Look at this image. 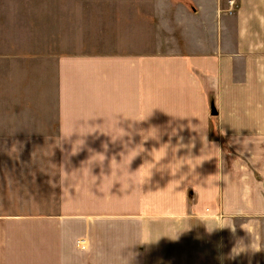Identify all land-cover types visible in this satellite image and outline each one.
I'll use <instances>...</instances> for the list:
<instances>
[{"label":"crops","instance_id":"crops-1","mask_svg":"<svg viewBox=\"0 0 264 264\" xmlns=\"http://www.w3.org/2000/svg\"><path fill=\"white\" fill-rule=\"evenodd\" d=\"M135 2L0 0V135L57 153L0 264H264V0Z\"/></svg>","mask_w":264,"mask_h":264},{"label":"rangeland","instance_id":"rangeland-1","mask_svg":"<svg viewBox=\"0 0 264 264\" xmlns=\"http://www.w3.org/2000/svg\"><path fill=\"white\" fill-rule=\"evenodd\" d=\"M123 4L112 1L110 10L114 18L118 13H127ZM133 17L139 18V0L134 4ZM33 139H36L37 144L28 143ZM52 143L40 140V137L0 135V213H19L40 208L47 211L57 203L56 195L55 200L49 196L44 199L41 197L44 193L48 195L46 188L50 180L47 169L49 163L57 161V153L35 149L52 148Z\"/></svg>","mask_w":264,"mask_h":264}]
</instances>
